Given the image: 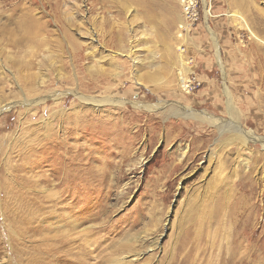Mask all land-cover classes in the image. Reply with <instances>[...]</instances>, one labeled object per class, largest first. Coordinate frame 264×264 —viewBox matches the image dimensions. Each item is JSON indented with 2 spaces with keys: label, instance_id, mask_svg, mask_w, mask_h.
Instances as JSON below:
<instances>
[{
  "label": "rangeland",
  "instance_id": "374dc122",
  "mask_svg": "<svg viewBox=\"0 0 264 264\" xmlns=\"http://www.w3.org/2000/svg\"><path fill=\"white\" fill-rule=\"evenodd\" d=\"M193 1L0 0V264H264V0Z\"/></svg>",
  "mask_w": 264,
  "mask_h": 264
},
{
  "label": "bare ground",
  "instance_id": "6f19581e",
  "mask_svg": "<svg viewBox=\"0 0 264 264\" xmlns=\"http://www.w3.org/2000/svg\"><path fill=\"white\" fill-rule=\"evenodd\" d=\"M209 32H210V34H212V32H211V30L209 29ZM214 42H215V45H216V47H217V44H216V39L214 38ZM216 51H218V50H216ZM77 94H79V97H80V99L81 100H83L84 99V102H86L87 103V105L89 104V105H92V106H94V107H96V106H99L100 104H102V103H107V102H114L115 104L114 105H118V106H122V104L124 103V101H119V100H110V99H108V97L106 96H103V97H101V98H98L97 96H94L93 94L92 95H81L80 93H77ZM225 94H226V96H227V104H228V106H229V112H231L232 113V107H231V105H232V103H231V100H230V94H229V91H228V89H225ZM58 95V94H57ZM96 95V94H95ZM107 98V99H106ZM116 102H119V103H116ZM133 105H135L136 107H142V108H145V109H147V110H150L151 109V107H152V105H149V104H146V103H142V102H133ZM98 108V107H97ZM186 115H189V116H193V117H196V118H198V119H203V120H205L208 124H210V125H213V126H217L218 128H222V127H224L225 125H222L219 121H218V119L217 118H215V117H213L212 115V117L211 116H209V114L207 115L206 113H204V112H200V113H196V112H184ZM96 122H98V121H96ZM95 123V122H94ZM229 123V122H228ZM96 124V123H95ZM94 124V125H95ZM99 125V124H98ZM113 125H114V123H113ZM91 127H94V126H91ZM77 128V127H76ZM230 130L231 131H233V132H235V133H237V134H239L240 136H242L243 137V142H247V140L250 138V137H252L251 135L253 134L252 132H249V131H246V130H244L243 129V127L242 126H240V124L238 123V121H231V123H230ZM111 137V136H110ZM101 138V137H100ZM114 137H111L110 138V141H112V139H113ZM252 139H258L257 137H253ZM258 140H260V139H258ZM50 141V143H52V153L53 154H55V152H57V153H62V152H72L73 154H75V153H78V152H80V148H76V146H75V149L73 150V148H74V146L73 145H70V144H68L67 143V141H65L64 139L63 140H57L56 138L55 139H50L49 140ZM45 142V141H44ZM36 143V142H35ZM39 143V142H38ZM35 145V144H34ZM69 146H71V149H70V147ZM32 148V147H31ZM200 148V147H199ZM31 151V150H30ZM35 151V150H34ZM51 152V151H50ZM31 153H33V151H31ZM28 154V153H27ZM26 154V155H27ZM50 155V154H49ZM28 157V156H27ZM26 157V158H27ZM111 158V159H110ZM84 159V158H83ZM51 160V159H50ZM47 161V160H46ZM53 161V160H52ZM50 162V161H49ZM54 162V161H53ZM43 163V162H42ZM42 163L41 164H37V163H35L34 165H32V166H28V167H26L25 166V173L23 174V175H20V180L22 179V181H24L23 183L25 184V186H26V184H33V183H35L36 184V186L38 185V183L40 182V181H42V182H46L47 184H50V183H53V185L54 186H56L58 183L57 182H54V181H56L58 178H57V171L55 170L54 172H52V173H44L45 171H46V169H50V168H46L47 167V163H44L43 165H42ZM68 163H70V162H68ZM76 163V162H75ZM113 163V157L111 156V157H107V158H105L104 159V161L102 162V166H98V168L99 169H106V170H108L109 168H110V165ZM73 164H74V162H73ZM82 164V163H81ZM84 164V166L85 165H89V164H86V163H83ZM77 165L78 164H76V167L75 168H77ZM72 166V165H71ZM177 164H173L172 165V167L173 168H177ZM37 170H36V169ZM42 168H45V170L44 169H42ZM54 168V167H53ZM53 168H52V170H53ZM65 168V167H64ZM88 168H90V167H88ZM28 171H30V172H28ZM100 171V170H99ZM30 173V174H28V173ZM64 174V173H63ZM82 174H78L77 175V177L79 178L80 176H81ZM87 177V176H86ZM63 178H65V176L63 175ZM74 179V178H73ZM62 183V182H61ZM52 185V184H51ZM39 187V186H38ZM29 188H33V187H29ZM41 188V187H40ZM34 191V190H33ZM35 192V191H34ZM37 192V191H36ZM33 193V192H32ZM31 193V194H32ZM39 194V193H38ZM28 195V194H27ZM36 195V194H35ZM30 197V196H29ZM29 197H24V198H28V199H25L24 200V202L22 203L23 205L25 204V206H22V210L23 211H25V210H27V215H28V219H26V218H22V221H21V223H23V225L25 226V228L27 227L28 228V230L26 231L27 233H29V232H31L34 228H38L39 227V224H40V222L41 221H38V218L40 217V218H42L41 216H42V214L44 213V211H43V213L41 214V211L44 209V206H42L39 202H34L33 200H32V198L30 199ZM31 197H32V195H31ZM36 200V199H35ZM55 203H53L52 204V206H55L54 205ZM57 206V205H56ZM69 206V205H68ZM40 211V212H39ZM72 221V220H71ZM65 235V234H64ZM55 236H56V234L54 235V242H57L56 240H55ZM64 237V236H63ZM65 238V237H64ZM69 238V237H68ZM63 239V238H62ZM65 241V240H64ZM66 242V241H65ZM60 244L61 243H55V248L54 249H58L59 248V246H60ZM38 246V245H37ZM88 246V245H87ZM73 248V247H72ZM39 250V249H38ZM38 250H37V253H38ZM65 251L60 255V254H58V253H56V256H55V261L54 262H56L55 264H67V263H69V264H88L87 263V261H85V260H88L89 258H87L86 256V258L84 259L83 258V261L84 262H82V261H79L77 258H74L75 257V255H72V254H70L69 253V249H64ZM74 253V252H73ZM88 253V252H87ZM129 253V254H128ZM126 256H128V258L129 259H127V260H129V261H131L132 259H135V258H137L138 257V255L137 256H134L133 255V253L131 254V252L130 251H128L127 252V255ZM125 258V257H124ZM261 258V257H260ZM126 260V261H127ZM128 261V262H129ZM256 263V262H255ZM126 264H127V262H126Z\"/></svg>",
  "mask_w": 264,
  "mask_h": 264
},
{
  "label": "built area",
  "instance_id": "2783aa9c",
  "mask_svg": "<svg viewBox=\"0 0 264 264\" xmlns=\"http://www.w3.org/2000/svg\"><path fill=\"white\" fill-rule=\"evenodd\" d=\"M184 14L186 20L194 21L197 17V10L195 9V3L193 0H186V4L184 6Z\"/></svg>",
  "mask_w": 264,
  "mask_h": 264
}]
</instances>
